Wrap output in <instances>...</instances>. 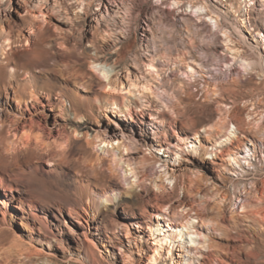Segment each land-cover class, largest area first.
Returning <instances> with one entry per match:
<instances>
[{
    "label": "rangeland",
    "instance_id": "obj_1",
    "mask_svg": "<svg viewBox=\"0 0 264 264\" xmlns=\"http://www.w3.org/2000/svg\"><path fill=\"white\" fill-rule=\"evenodd\" d=\"M61 1L70 17L63 29L56 27L60 23L49 12L47 0L42 7L44 16L33 7V1L25 8L24 0H0V27L14 33L18 47L27 45L21 41L32 28L42 32L34 62L45 64L44 70L39 73L37 69L35 78L27 79L50 90V99L39 90L35 102L25 86L26 79L8 89L9 105H3L4 97L0 98V105L9 113L6 128L0 130V264H264V222L256 224L251 218L258 210L264 214V143L251 146L247 143L251 136L242 132L241 140L256 156L247 172L232 173L226 168L229 151L219 154L218 165H212L188 146L180 145L185 149L182 154L174 146L171 152L166 146L158 147L164 140L162 129L168 132V140L173 138L168 122L155 124L149 111L133 107L136 121L122 118L123 123L142 138L129 149L130 163L138 168L139 177L148 170L150 176L144 185L138 186L132 179V187L123 189L119 178L104 177L93 168L95 151L73 133L78 125L104 132L121 121L110 105L101 108L96 101L105 95L101 81L89 70V57L95 55L93 46L103 54H113L122 72L130 67L138 81L149 82L163 92L160 106L166 114L180 120L195 118L202 144L207 140L203 127L215 125L220 110L235 109L246 122L255 118L264 125V13H256L253 3L245 0H208L219 8L222 24L233 33L239 55L254 63L256 70L247 73L240 68L214 66L219 55L208 43H221V39L208 33L212 22L206 19L207 28L200 29L203 37H209L204 39L196 35L195 28H190L191 32L186 29L181 20L184 9H177L172 2L160 6L158 0ZM100 1L113 6L108 13L104 10L103 17ZM232 1L241 3L238 12L230 8ZM250 6L253 28L242 17ZM148 18L154 21L156 49L151 45L147 51L141 27L146 28ZM172 21L177 28L171 27ZM192 57L200 58L206 67L193 64ZM136 59L139 64L133 66ZM0 63H4L2 52ZM186 65L198 71L195 79L177 71ZM120 77L124 87H129L132 82ZM8 79L6 76L7 83ZM16 91L26 99L22 105L16 100ZM75 96L76 111L71 107ZM60 102L65 103L66 111L59 108ZM19 108L25 112V120L13 130L9 116ZM212 116L214 119L207 122ZM64 119L68 126L63 133L58 125H63ZM156 125L161 127L154 129ZM178 131L183 134V130ZM193 138L191 133L190 142L198 146ZM232 150L241 152L237 144ZM145 157L160 163L152 171L151 167L144 170L141 164L147 162ZM179 162L189 169L176 174L171 194L158 197L155 184L163 170L159 166L178 170ZM190 171H200L205 181L191 182ZM164 181L171 190L170 181ZM111 188L117 194L107 203L103 192ZM241 199L249 202L248 210L235 212ZM180 201L193 204L201 213L197 218L196 211H190L191 221L208 229L204 231L207 244L192 242L200 238L159 215L163 204L170 208ZM89 204L97 213L91 229L98 249L92 254L82 244V230L71 226L80 237L76 239L64 221L70 207ZM177 211L187 213L182 208ZM33 214L47 222V231Z\"/></svg>",
    "mask_w": 264,
    "mask_h": 264
},
{
    "label": "bare ground",
    "instance_id": "obj_2",
    "mask_svg": "<svg viewBox=\"0 0 264 264\" xmlns=\"http://www.w3.org/2000/svg\"><path fill=\"white\" fill-rule=\"evenodd\" d=\"M24 6H29V1L34 2V8L39 9L41 15H45L42 11V7L45 6L46 0H24ZM49 1V6H47L49 12L54 13L56 15V19L58 21V25L56 27L62 28L63 25H69L68 22L70 17L67 13L66 8L63 7L61 0H47ZM171 2L177 9H184L181 14V20L185 23L186 29L190 31V28L196 29V35L202 36L203 32H200V29L204 27L207 28L206 19H209L213 26L209 27V34L215 39L219 41H209V46L213 47L216 54L219 55L218 60L216 61V65L220 69L222 68H240L243 72L249 73L254 72L255 65L251 60H248L243 55H239V50L236 48L233 40V33L226 28L222 24V16L219 8L214 2L210 3L208 0H158V4L162 5H171ZM253 3V10L261 15L264 13V0H245V3ZM259 4V5H258ZM100 5L103 7V11L100 12V16L103 17L105 11L108 13L110 11V7L108 4L100 1ZM122 5V4H121ZM241 3L240 2H231L230 8L235 10V12L239 11ZM239 6V8H238ZM114 7L120 8V5H115ZM105 10V11H104ZM250 10L247 9V14L242 16L243 21H247L251 25L252 17L250 16ZM98 19V16L95 17V20ZM258 19V18H256ZM46 22V21H45ZM146 28L141 27V32L143 36V42H145V49H148L153 45V50L156 49V36L154 33V21L151 18H148V21L145 22ZM252 28L254 27L251 25ZM171 27L173 29L177 28V23L172 21ZM237 30V28H235ZM191 32V31H190ZM41 34L42 32H35V29H31V32H28L23 36L22 42H26L27 45L17 46V41L14 38L13 32H6L4 27H0V52L3 54L4 63H0V98L4 97L3 105H9V93L8 89H13L12 84L16 83L18 86L21 85V81L27 78H35V71L39 69V73H41L43 69L42 63L39 64L36 61L34 62V56L38 52L39 44L41 43ZM205 34V33H204ZM203 34V35H204ZM207 34V32H206ZM121 35H126V33L121 32ZM209 36V35H208ZM203 37V36H202ZM209 38V37H203ZM118 39V38H117ZM119 40V39H118ZM219 43L220 45H218ZM42 44V43H41ZM42 46V45H41ZM95 55L89 57V70L95 75L102 83V91L105 95V99L97 98L96 101L99 104V107L103 108L106 105H110V107L115 110L117 117L121 118L120 122L114 123L113 129H108L104 132L99 130L86 127L84 125H78V128H74V136L79 139H83L88 146H91L95 151L93 155V168L99 169L101 174L104 177H116L120 180V185L123 189L132 187V179L140 186L142 183L147 181L150 176L149 170L144 171L142 176L139 177L138 168H135L130 163L129 158V149L134 148L135 145L140 143L142 138V134L134 131V129L127 127L124 125L125 119H130L133 122L136 121V114H134L133 107L135 108H145L144 110L149 111L150 119L155 124H164L168 122L171 131L173 132V138L171 137L168 140V132L165 129H162L163 132V142H158V147L163 148L167 147L168 151L171 152V147L180 149V145L188 146V148H192L193 152L202 156H206V160H209L212 165H218L219 154L223 152H228V166L226 167L229 172L237 173V172H247L250 165H252V157H255L256 154L253 150L249 149L246 145V142H243L240 138V134L242 132L247 133L251 136L250 140L247 143H250L251 146H256L257 142L264 143V125L262 122H256L255 118L251 121L246 122V120L240 116V113L235 109L232 110H220L218 114L217 123L214 125H205L202 129L204 132L206 139L203 144L199 142L200 139V130L198 129L197 122L193 117H187L184 119H178L174 116H170L166 114L165 110L160 106V99L162 97V93L157 88H154L152 84L149 82H140L137 80V76L134 75V72L131 71L130 67H125L123 72L120 69L117 59L113 54H103L102 51L98 49V47L93 46ZM231 54V57L228 55ZM26 59V62L24 61ZM192 63L195 65H199L200 67H206L203 65V62L200 58L194 59L192 57ZM139 62L137 59L135 60L133 66H138ZM148 67L155 71V67L153 64L148 65ZM178 72H182L184 76L188 79H195V74L198 71L191 65L182 66L181 68H177ZM6 76H9L8 83L6 82ZM120 76H124L127 80H130L132 83L129 84V87H124V83L121 80ZM23 78V79H22ZM28 80V79H27ZM31 80V79H29ZM26 81L25 86L27 85L30 89L29 96L37 102L38 92L39 90L44 92L46 97L50 99V90L45 85H38L35 83H30V81ZM28 82V83H27ZM186 82V81H185ZM9 86H8V85ZM134 88V89H133ZM137 89V90H135ZM16 100L19 101L20 105L23 102H26V99L18 94V91L15 92ZM173 101L172 98H170ZM71 107L74 111L77 110V101L76 96L71 101ZM34 106V102H33ZM70 107V108H71ZM166 107L171 109L169 105L166 104ZM59 108H62L63 111H66L65 103L60 102ZM29 111V110H28ZM143 113V112H142ZM6 114L8 110L2 105H0V130L6 128ZM25 112L21 111L20 108L16 109L15 112L10 115V127L13 130H17L19 125L23 122ZM81 116V114L79 115ZM251 117V114L250 116ZM81 119V118H80ZM83 119V118H82ZM213 116L207 119V122H211L213 120ZM63 125H58L62 128L61 132H67L68 121L66 119L63 120ZM33 124L34 121L32 120ZM80 124V123H79ZM156 125L154 129H158L161 126ZM64 126V127H62ZM178 129L183 130V134H181ZM194 133L193 141H196L199 145H194V142H190V134ZM175 137V138H174ZM175 139V140H174ZM175 141V142H173ZM114 143H117L114 146ZM238 145L241 149V152L232 150L233 145ZM191 145V147H189ZM111 146V147H110ZM211 146V147H210ZM32 147V145L30 146ZM31 150V149H30ZM93 152V151H92ZM179 152L185 153V149L181 148ZM147 162H143L141 164L144 170H147L148 167L155 169L157 164H159L158 159L149 160L145 157ZM91 166V167H92ZM128 169H126V167ZM159 168H163L161 170V174L159 177V182L155 184L157 190L160 192L158 197L169 195L175 190L176 184V174L181 173L182 171H186L189 168L184 167V164L179 162L178 170L169 169L165 165H160ZM247 169V170H246ZM152 173V172H151ZM152 175V174H151ZM191 182H203L205 181L204 175L200 171H190ZM170 181L172 185V189L168 188L164 182V179ZM117 190L114 188L109 189L108 191L103 192V199L105 202H109L113 200V196L117 194ZM113 194V195H112ZM22 201V200H21ZM248 202V201H247ZM243 199L240 200V203L237 205V210L247 211L249 207V202L247 203ZM33 202L30 201L28 204L31 207ZM94 204V203H92ZM84 205V206H75L70 207L68 209V214L65 215L64 221L67 226L70 228V234L72 237L76 239H80V237L74 232L71 226H77L82 230L81 237H83V245L85 248L92 254L97 251V244L94 240V235L91 229V226L96 217V212L94 211V205ZM49 209L53 208V206L48 207ZM182 208L183 211H187V213H180L177 210ZM162 210V218L167 221L175 224L177 227L181 229L186 228L190 230L188 232L189 235H195L200 238L197 242L192 239V242H196L198 244L205 243L207 244L208 239L204 234L208 232L207 228L202 227L201 225H195L192 223V216L190 211L195 210L193 204H186L185 201H180L178 206H171L167 208L166 204L161 206ZM168 211V212H165ZM196 217H201V213L198 210H195ZM251 218L254 223L259 224L264 222V214L261 210L257 212L251 213ZM35 219L38 217L33 214ZM39 220V219H38ZM41 227L45 228L47 231L49 229L47 222L43 220L38 221ZM205 231V232H204ZM41 232V230H40ZM182 233L179 232V235ZM203 238L205 240H203ZM163 241L166 243L169 242L168 238H165ZM210 241V240H209Z\"/></svg>",
    "mask_w": 264,
    "mask_h": 264
}]
</instances>
